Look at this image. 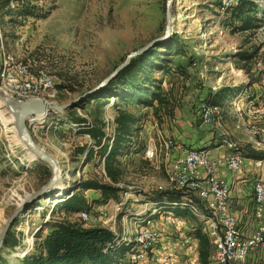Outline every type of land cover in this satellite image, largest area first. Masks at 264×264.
I'll use <instances>...</instances> for the list:
<instances>
[{"label": "rangeland", "instance_id": "374dc122", "mask_svg": "<svg viewBox=\"0 0 264 264\" xmlns=\"http://www.w3.org/2000/svg\"><path fill=\"white\" fill-rule=\"evenodd\" d=\"M218 1L225 7L238 0H21V4L32 6L35 14L6 16L5 23L0 24L12 52L34 68H44L57 76V84L62 85L57 101L67 103L100 83L130 52L162 36L169 7L168 37L152 46L173 34L181 42L183 54H167L171 50L164 48L157 52L169 67L168 72H153V77L161 80L167 103H154L152 107L124 105L139 118V130L133 137L137 150L122 156L124 173L120 182L124 189L120 194L128 199L126 210H141L144 192L159 190L166 184L168 160L163 152L147 158L144 150L158 145L161 137H172L165 131L173 130L174 120L185 121L190 114L196 115L199 102L224 87L234 88L235 94L242 93L246 100L264 98V0H250L256 8L250 16L260 20L256 27L244 31L224 24ZM222 106L226 110L227 102ZM113 108L110 112L115 117ZM86 110L82 112L93 118L99 113L96 102ZM65 114L51 113L41 128L40 139L30 132L35 142L56 158L60 173L48 191L51 197L42 195L32 200L12 225L11 232L19 243L15 247L3 245L0 251L9 264H21L22 256L33 250L34 233L43 218H78L76 213L60 209L51 214L58 196L77 189L76 181L81 178L105 176L98 156L88 162L84 153L74 156L77 147L91 144L88 137L78 135V125L67 122ZM232 118L226 121L234 123ZM199 122L196 120L197 125ZM14 123L11 110L0 100V232L18 204L47 182L40 165L44 161L33 158ZM87 194L91 197L94 191ZM157 219L164 225L162 242L158 243L159 238L153 249L160 248L161 257L152 264H202L193 233L197 226L203 230L200 218L188 209L176 213L173 208L161 206ZM118 263L132 264L126 255Z\"/></svg>", "mask_w": 264, "mask_h": 264}, {"label": "built area", "instance_id": "2783aa9c", "mask_svg": "<svg viewBox=\"0 0 264 264\" xmlns=\"http://www.w3.org/2000/svg\"><path fill=\"white\" fill-rule=\"evenodd\" d=\"M227 6V5H226ZM57 76L50 71L36 69L29 62L12 52L5 41L0 27V92L18 100L39 99L47 104L58 102L59 89ZM114 97L104 106L103 120L107 136L112 144L115 136V117L110 109ZM227 107L235 119V127L251 137L250 146L264 151V98L246 100L242 93L234 94ZM224 106L209 103L202 99L196 110V117L202 123L216 129L229 153L211 155L206 148L187 147L172 137H161L158 145H149L144 156L154 157L163 152L168 165L166 184L159 190L183 192L182 200L173 202L187 207L203 223V232L212 243L210 264H264V179L257 175L253 180L251 214L253 226L248 233L244 229L239 212L232 209V190L229 181L217 174L218 168L229 173L238 172L245 157L238 151L234 141L227 139V131L220 119ZM78 113L91 123V117L77 108ZM52 112H36L27 117V127L40 139L43 126ZM31 130V131H30ZM31 134V133H30ZM91 139L89 135H86ZM263 159L253 158V165L260 167ZM105 179L111 181L106 176ZM122 185L121 182L116 183ZM128 199L95 203L90 210L76 212L88 225L106 226L118 235V242L130 245L126 254L132 264L142 261L161 236L156 225V217L150 216L158 211L151 201H144L142 209L135 212L145 214L137 220L124 210ZM112 205V207H110ZM148 212V213H147Z\"/></svg>", "mask_w": 264, "mask_h": 264}, {"label": "trees", "instance_id": "16d2710c", "mask_svg": "<svg viewBox=\"0 0 264 264\" xmlns=\"http://www.w3.org/2000/svg\"><path fill=\"white\" fill-rule=\"evenodd\" d=\"M252 2L250 0H238L235 3H229L225 7L220 4V1L216 4L222 11V18L226 26L229 25L232 29L236 28L235 30L244 31L256 27L258 25L256 21L260 20L255 15L250 16V13L256 10ZM12 4H15L14 8ZM31 7L28 3L27 5L21 4V0H0V24L5 23L6 16L10 18L33 16L35 13ZM236 23H239V25L236 26ZM180 45V39L173 34L158 46L151 47L143 54L132 59L131 63L122 69L107 85L90 96L79 100L74 108L66 111L67 122L78 125V135H89L91 139V145L84 144L77 147L74 156L84 153L86 162L98 156L100 163L104 165L106 176L111 181L106 180L105 176L103 178L96 176L81 178L76 181L77 189L73 192H64L63 195L58 196L59 199L54 202L51 214L58 209L67 213H76L82 210H90L95 203H105L110 199L121 200L120 193L123 191L124 186L116 183L121 181L120 179L124 173L122 156L137 150L133 137L139 130L137 126L139 118L124 105L133 104L152 107L154 103L158 105L167 103L160 85L161 80H156L153 77V72H168L169 67L162 63L164 59L159 58L157 52H160L158 48H164L165 50H171L167 54L180 55L183 54ZM157 59L160 60L159 63L156 61ZM56 85L59 89L62 88L61 84ZM69 88L73 91L76 90L72 85H69ZM234 94V88L224 87L212 92L204 100L209 103L224 105ZM111 97L115 99L113 104L115 108L113 109H115L116 114L115 136L112 144H110L111 137L107 136L105 131L103 117L101 118L104 106L110 101ZM93 102H96L99 113L94 118L89 115L91 117V123H89L88 119L81 116L76 110L77 108L86 110L89 104ZM203 148L207 149V147ZM238 151L244 157L264 159V151L253 149L250 144L239 147ZM33 158L36 159L35 156ZM40 165L44 170V180L47 181L51 176L50 167L44 162H40ZM91 189L99 192V195L90 197L85 191ZM144 193L143 202H153L158 207V211L161 206L173 208L176 213L188 209L178 204H172L182 200L183 192L181 191L155 190ZM128 205V202H126L124 206L127 207ZM126 212H129L137 220H143L145 215L124 208L118 217L120 218ZM43 215L45 216L46 212ZM150 216L156 217V213ZM193 233L198 239V256L201 263L209 264L212 245L208 236L201 231L200 226L195 227ZM34 234L33 250L27 251L22 256L21 264H116L130 249V245L125 241L118 242V235L110 228L100 225H88L79 217L76 219L68 217L62 219L43 218ZM18 243L17 236L11 232L10 228L3 245L15 247ZM0 264L9 263L0 255Z\"/></svg>", "mask_w": 264, "mask_h": 264}, {"label": "crops", "instance_id": "0c3cea01", "mask_svg": "<svg viewBox=\"0 0 264 264\" xmlns=\"http://www.w3.org/2000/svg\"><path fill=\"white\" fill-rule=\"evenodd\" d=\"M229 116L233 117L228 110L222 111L221 121L222 125L225 127L227 131V139L234 141L238 146L248 145L251 142V137L246 135L242 130L235 127V122L226 121ZM234 118V117H233ZM232 120L234 121V119ZM184 120V119H183ZM181 119L174 120V123L171 127L173 130L171 132L165 131V135H171L174 139L181 142L187 147L192 148H200L207 147L208 153L211 155L220 154V153H229V150L226 148L224 143L221 141L220 136L215 128L210 125L202 124L199 122V125L196 124L197 117L196 115L190 114L185 121ZM232 123V124H231ZM61 126V125H60ZM238 142H243L239 144ZM253 158L245 157V161L238 172L229 173L224 168H218L217 174L226 178L232 190V209L237 211L241 215V223L246 230V232H250L253 226L251 207H252V191H253V180L255 176L259 175L264 179V159L260 167H256L252 162ZM92 190V189H91ZM89 190L86 191V193ZM94 191L93 196H98L99 192ZM110 203V202H109ZM112 207V205L110 206ZM162 220H158L156 225L161 230L163 229L161 226ZM162 236V232H161ZM163 238V237H162ZM162 239L158 243H161ZM197 243V242H196ZM161 251L159 248H155L152 252L147 255L142 261L136 264H152L154 263V259H158L161 257L158 254ZM126 257L127 254L125 253ZM122 264V263H116ZM157 264V262H156Z\"/></svg>", "mask_w": 264, "mask_h": 264}, {"label": "water", "instance_id": "95a60500", "mask_svg": "<svg viewBox=\"0 0 264 264\" xmlns=\"http://www.w3.org/2000/svg\"><path fill=\"white\" fill-rule=\"evenodd\" d=\"M172 0H168L171 2ZM165 29L162 36L150 40L147 44L143 45L139 49L130 52L124 61H122L109 75H107L100 83H98L92 89L86 91L82 95L74 98L73 100L67 103L54 102L47 104L39 99H29V100H18L14 97L4 95L0 92V100H2L11 110L12 116L14 115L15 128L19 138L25 143L27 148L31 153H33L36 158L44 161L48 164L51 170V176L40 188L34 190L29 195H27L23 201L18 204L17 208L12 212L8 220L5 222L1 232H0V251L3 247L5 237L11 228L12 224L16 221L18 216L23 210L31 203L32 200L42 196H50L48 194L49 189L55 184L59 177V164L56 158L45 149H43L39 144L35 142L31 136L28 127H27V117L36 112H52L64 114L68 109H72L76 106V103L93 94L95 91H98L105 85H107L122 69L128 66L132 59L143 54L149 47H152L156 43L166 39L169 32V23H170V10L169 7H166V17H165Z\"/></svg>", "mask_w": 264, "mask_h": 264}, {"label": "bare ground", "instance_id": "6f19581e", "mask_svg": "<svg viewBox=\"0 0 264 264\" xmlns=\"http://www.w3.org/2000/svg\"><path fill=\"white\" fill-rule=\"evenodd\" d=\"M1 101H2V100H1ZM13 116H14V115H13ZM20 140H21V139H20ZM21 141H22V140H21ZM22 142H23V141H22ZM23 143H24V142H23ZM24 145H25V143H24ZM25 146H26V145H25ZM26 147H27V146H26ZM32 154H33V153H32ZM33 156H35V155L33 154ZM35 157H36V156H35ZM60 183H61L60 180H58L57 184L60 185ZM56 198H57V197H56Z\"/></svg>", "mask_w": 264, "mask_h": 264}]
</instances>
